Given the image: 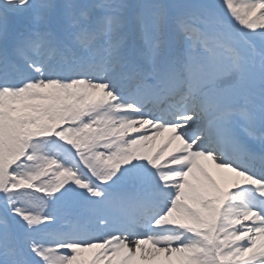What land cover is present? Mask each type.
Masks as SVG:
<instances>
[{
	"label": "snow or ice",
	"instance_id": "obj_1",
	"mask_svg": "<svg viewBox=\"0 0 264 264\" xmlns=\"http://www.w3.org/2000/svg\"><path fill=\"white\" fill-rule=\"evenodd\" d=\"M0 264H264V0H0Z\"/></svg>",
	"mask_w": 264,
	"mask_h": 264
},
{
	"label": "bare ground",
	"instance_id": "obj_2",
	"mask_svg": "<svg viewBox=\"0 0 264 264\" xmlns=\"http://www.w3.org/2000/svg\"><path fill=\"white\" fill-rule=\"evenodd\" d=\"M157 144H158V142H157ZM210 170L213 172L214 175H217L218 176L217 170H215L214 168H210Z\"/></svg>",
	"mask_w": 264,
	"mask_h": 264
}]
</instances>
